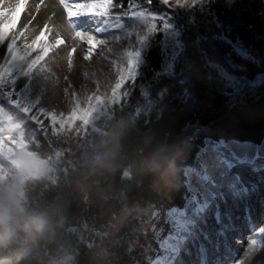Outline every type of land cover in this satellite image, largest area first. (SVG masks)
Returning <instances> with one entry per match:
<instances>
[{
  "label": "trees",
  "instance_id": "obj_1",
  "mask_svg": "<svg viewBox=\"0 0 264 264\" xmlns=\"http://www.w3.org/2000/svg\"><path fill=\"white\" fill-rule=\"evenodd\" d=\"M121 3L114 12L126 19L111 21L128 22L132 10H163L158 0H116ZM212 7V16L194 19L214 59L206 74L195 77L191 99L182 106H158L148 87L161 66L164 37L146 47L136 82L127 79L117 101L84 129L78 120L68 128L50 119L41 134L32 121L48 116L14 96L9 77L0 81V107L6 117L26 114L18 130L41 164L40 175L24 181L21 196L12 193L2 207L12 234L0 246V264H151L171 234V211L193 198L182 188L179 162L195 165L205 147L220 140L261 143L264 0H236L230 8L215 0ZM174 44L173 35L168 45ZM222 75L237 83L228 86ZM25 109L37 112L30 116ZM187 121L194 122L190 134ZM149 200L160 208L143 228ZM31 221L42 224L39 232L23 231Z\"/></svg>",
  "mask_w": 264,
  "mask_h": 264
},
{
  "label": "rangeland",
  "instance_id": "obj_2",
  "mask_svg": "<svg viewBox=\"0 0 264 264\" xmlns=\"http://www.w3.org/2000/svg\"><path fill=\"white\" fill-rule=\"evenodd\" d=\"M48 1L50 3L44 17L49 24L50 34L45 36L44 39L54 44L56 35H63L67 41L66 45L58 50L53 48L52 54L44 64H40L36 58H34V63L27 60L12 63L10 58L5 56V49L0 48V81L3 82L5 77H9L11 92L16 98L21 99L23 102H28L31 106H35L39 111L44 112L48 118L50 117L57 122L60 127L67 126L69 128L74 121L78 120L80 126L84 129L87 123L96 120L106 107L117 101L118 92L116 95L114 94L111 87L112 82L116 78L117 80H122L121 86L128 79L132 69V60L127 57L126 53L136 50L139 54L138 40L132 38L129 30H139L142 24L139 13L141 11L147 12L143 9L132 10L131 14L136 13V15H131L128 22L111 21L108 18L107 25H104L102 21H96L91 26L100 25V28L105 31L103 35L107 36L108 42L94 55L93 52L96 46L93 45L88 49L90 51L87 50L88 55L86 56L84 55V46L78 41V33L64 18L59 0H4V7L13 9L9 19L14 22L17 28L22 29L29 24L30 20L32 21V25L26 33V39L30 42L31 39L40 35V30L45 25L38 26L35 23L31 18L30 9L37 8L38 5L42 6ZM53 13H55V16ZM75 23L78 24V20ZM55 25L60 27V33L53 32V29L56 28ZM114 26L120 27L118 32L114 29ZM172 36L173 34H167L164 37L166 40L165 44L170 43ZM80 38L83 39V37ZM60 50H67L68 54H60L62 53ZM73 52L75 53L73 54ZM89 57L92 58L89 59ZM126 60L127 64L125 63ZM225 79L230 87H234L233 84L237 83V80L231 76H226ZM25 117L26 114L24 112L5 117L0 108V207H3L4 203L11 199L12 193L21 196V187L27 178L40 175V162L36 158V162H26L25 158L22 157L24 152H28L17 126ZM236 142L240 144L247 143L241 145V147L245 145L250 147L247 146L241 149V147L238 148L236 145L220 141L218 147H207L202 154V158L215 157L224 165V170L219 171L215 177L216 180L221 182L217 184L215 180H212V188L226 186L232 196H236L238 191L245 193L241 200L239 199L245 205L236 209V215L241 212L239 221L235 223L236 228L233 232L228 231L223 239L226 242V247L221 243L220 235L214 237L215 248H213L212 243L201 244L195 239L196 233L200 229V224H202L201 221H204V217L211 213V209H206L209 206L212 207V202L217 197L214 193H218L207 189L206 195L202 194L199 200L193 197L194 199L192 198L193 200L188 201L181 211H171V235L164 239L160 246L161 256L156 258L152 264L182 262L181 260L182 258L185 259L184 257L179 255L177 259L181 247L177 245L176 238L183 239L192 236L193 238L189 239L192 246L189 255L187 253V257L195 258L198 252L203 251L209 245L211 246L209 255H214L211 256V259L214 258L216 261H220V252H225L226 257L220 261L221 264H237V262L239 264H264V249L261 248V245L264 244V237L257 235L260 239L258 248L248 247L245 249L247 241L264 224V207L260 203L259 205L257 204L253 208V214L249 215V211L252 212L251 206L255 199L244 192L249 188L246 184L247 180L251 179L253 175L254 178L256 176L259 178L258 185H261V191L258 192V196L262 197L264 195L262 192L264 189L263 148L259 149V147L249 142ZM239 150L245 153L255 150L256 158L253 161L259 167V169H256L255 174L251 169L249 172L244 168L249 161L240 159ZM257 158L261 159L262 162H258ZM231 159H233V163L229 161ZM192 172L195 171H185V175L188 176ZM204 179L208 180V177L206 176ZM187 184L188 181H186V186ZM201 187L204 188L205 185L202 184ZM219 193L222 194L220 198L223 200L224 193ZM207 197H211V199ZM246 212L247 216L245 215ZM216 215L218 216L219 213H216ZM256 218L259 221L256 228L252 231L251 223ZM244 220H248V222L243 225ZM257 236L255 235V237ZM221 246L224 248L220 249ZM230 247L233 250H230ZM187 249H189L188 246H186ZM214 259L210 264H215L213 262ZM197 263V259L191 263L187 262V264ZM198 264H200V261Z\"/></svg>",
  "mask_w": 264,
  "mask_h": 264
},
{
  "label": "snow or ice",
  "instance_id": "obj_3",
  "mask_svg": "<svg viewBox=\"0 0 264 264\" xmlns=\"http://www.w3.org/2000/svg\"><path fill=\"white\" fill-rule=\"evenodd\" d=\"M225 2L230 8L235 4L236 0H225ZM59 3L67 23L78 33V41L84 46V55L86 56L88 55L87 50L93 45L96 46L93 52L94 55L108 42L107 36L103 35L105 33L104 29L100 28V25L92 27V24L99 20L103 22L102 24L107 25L110 16L121 20L126 19L121 16V13L114 12V8L124 7L123 3L117 5L116 0H59ZM158 3L163 6L162 11L147 13L141 11L139 17L142 24L139 30H129L132 38L138 40L139 54L130 57L132 69L128 80L135 83L140 76L139 69L146 47H151V43L157 37L163 38L167 34H173L175 44L172 47H169L168 44H163L161 66L158 71L154 70L152 72L148 87L150 86L152 99L158 106L164 101H171L172 104L182 106L191 99L192 84L195 81V77L198 74H206L210 67V62L214 59L208 41L205 39V34L204 32L201 33L199 24L194 17L197 14L212 16L214 13L212 6L215 0H158ZM39 7L40 5L37 6V11H39ZM12 11V8L4 7V0H0V48L5 49V56L9 57L12 63L25 60L34 63V58H36L40 64H44L52 54L53 48L58 50L66 45L67 41L63 35H56L54 44L44 39L45 36L50 34V27L47 22L40 30V35L28 42L26 33L32 25V21L30 20L29 24L22 29L17 28L14 22L9 19ZM131 15H136V13ZM77 20L81 21L80 25L75 23ZM82 25H87V27ZM114 29L118 32L120 27L114 26ZM189 32H192L193 35L191 39H186ZM80 37H83V39H80ZM91 58L89 57V59ZM125 63L127 64V60ZM153 77H155V80ZM12 103L14 106L19 107L18 100L12 101ZM24 111L31 116L36 114L37 109H32L30 112L27 109ZM50 119L49 117L46 120L41 113L32 123L37 125L39 132L42 134L44 125L50 127ZM41 121L43 124L40 123ZM193 123L192 121H187L184 125L185 131L189 134L194 131L192 128ZM193 166L197 171L186 176L184 169ZM179 169L181 171L178 173V177L188 197H196L199 200L202 194L206 195L207 189L224 193L223 200L217 195L212 202L211 213L204 217L205 222L200 224V229L195 237L201 244L212 243L213 248H215L214 237L220 235V239L223 240L228 232L227 226L233 222V218L236 215V202H234V198L227 187L212 188L211 184L212 180H215L217 184L221 182L216 180L215 177L219 171L224 170V165L217 158L210 157L196 161L195 165L182 163L181 160ZM206 176L208 180L204 179ZM185 181H188L187 186H185ZM202 184L205 185L204 188L201 187ZM207 198L211 199V197ZM235 200L238 202L239 197L235 198ZM146 207L148 209V217L146 220L141 221L143 228L146 222L150 226V223L154 221L153 212L160 208L157 203L151 200L148 201ZM216 213H219V215L217 216ZM255 235L264 237V227L258 229ZM189 239H192V237L176 238V243L178 246L184 247L187 246ZM257 243L256 239H249L245 249L248 247L254 249ZM261 248L264 249V244L261 245Z\"/></svg>",
  "mask_w": 264,
  "mask_h": 264
},
{
  "label": "bare ground",
  "instance_id": "obj_4",
  "mask_svg": "<svg viewBox=\"0 0 264 264\" xmlns=\"http://www.w3.org/2000/svg\"><path fill=\"white\" fill-rule=\"evenodd\" d=\"M35 2V1H34ZM53 2V1H52ZM55 2V1H54ZM50 2L48 1L46 4H43L42 6L40 5V7H39V11H37V8H31L30 9V13H31V18L33 19V17H35L33 20L35 21V23L38 25V26H42L43 24H45V22H46V18L44 17V14H45V12L47 11V7H48V4H49ZM52 5V4H51ZM56 7V6H55ZM48 15V14H47ZM46 15V16H47ZM55 16V15H54ZM82 19H85V18H82ZM50 20V19H49ZM52 20V19H51ZM56 20V19H55ZM81 24V21L80 20H78V25H80ZM51 25V24H50ZM59 25V24H58ZM61 25V24H60ZM53 26H54V24H53ZM82 26H84V27H87V25H82ZM55 27H56V25H55ZM60 31H61V29H60V27L59 26H57L56 28H54L53 29V32L54 33H60ZM63 34V33H62ZM81 39V38H80ZM69 49V48H68ZM88 51H90V50H88ZM60 52H62V53H60V54H64V55H66V54H68V51L67 50H60ZM91 53V52H90ZM138 54V51H136V50H134V52H127L126 53V55H127V57L130 59V57L131 56H133V55H137ZM131 61V60H130ZM112 77V76H111ZM113 78V77H112ZM116 78V77H115ZM121 82H122V80H117V78H116V80L114 81V82H112V89H113V91H114V94L116 95V93H117V89L119 88V86H120V84H121ZM225 143H230V144H233V145H236L238 148H240L241 147V145H244V144H247V143H242V144H240V143H238V142H236V141H229V142H225ZM254 145V144H253ZM247 146H249V145H245V146H242L241 147V149H244V148H246ZM250 147V146H249ZM255 147V146H254ZM257 147H259V149H262L263 148V153H264V139L262 140V143L260 144V145H258ZM240 151V150H239ZM254 152H255V150H250V152H243V151H240L239 153L241 154V158L240 159H243V160H246L247 159V161H249V163H247V165L244 167V168H246L249 172H250V169H251V171L255 174V171H256V169H259V167H258V164H256L255 163V161H253V160H255L254 158H256V155L254 154ZM23 156L22 157H24L25 158V160H26V162H36V160H35V158H34V156L33 155H31V154H28V153H26V152H24L23 154H22ZM264 155V154H263ZM263 155H262V157H263ZM20 157H21V155H20ZM256 160H259L258 162H262L261 161V159H259V158H257ZM250 161H253V162H250ZM258 182H259V178L256 176L255 178L253 177V175H252V178L251 179H248L247 180V185H248V189L246 190V191H244V192H246V194H248V195H250V196H252V197H254L255 198V200H256V204H259L260 203V205H262L261 204V197H259L258 195H259V191H261V185H258ZM243 194H245V193H243V191H238V193H236V196L235 195H233V197H234V202H236V209L238 208V207H240V206H244L245 204H243V202H240L239 200H238V202L235 200V198H237V197H239V199L241 200V197L243 196ZM214 195H219V196H221L222 194L221 193H214ZM244 199V198H243ZM264 207V206H263ZM211 209V206H209L206 210H210ZM255 210V209H254ZM240 215H241V212L240 213H238L237 215H235L234 216V218H233V222L231 223V224H229L227 227H228V231L229 232H233V230H235V228H236V226H235V223H237L238 221H239V219H240ZM252 221H254L253 223H251V225H252V231L256 228V226H257V222L259 221L257 218H256V220H252ZM246 222H248V220H244V223H243V225L246 223ZM201 223H204V221H201ZM199 226V225H198ZM262 227H264V224H263V226ZM199 229V228H198ZM251 231V232H252ZM205 235H206V233H205ZM216 236H219V235H216ZM257 236V235H256ZM192 238H193V236H192ZM256 239L257 241H258V243H257V245L255 246V248H258V245H259V241H260V239L258 238V236L257 237H255V235H252L251 236V238L250 239ZM264 240V239H263ZM221 243L223 244V245H225L226 244V242H225V240H221ZM225 247H226V245H225ZM227 247H229V246H227ZM206 249H204L203 251H201V252H198L196 255H195V258H192V257H190V256H188L187 257V254H186V257H187V260L186 261H182V262H172L171 264H187V262H189V261H194L195 259H197L198 260V263H199V261H200V264H210L211 263V261L214 259V258H212L211 259V256H214L213 254L211 255H209V253H211V250H209V249H211V246H206L205 247ZM221 248H224L223 246H221L220 247V249ZM218 252H220L218 249H216ZM230 250H233V248L232 247H230ZM259 250V249H258ZM258 252V251H257ZM192 253H193V251H192ZM221 253V258H220V261H222L223 260V258H225L226 257V255H225V252L223 253V252H220ZM262 253V252H261ZM207 256H210V257H208L207 258ZM259 257V256H258ZM210 258V259H209ZM255 258V257H254ZM256 259V258H255ZM254 259V260H255ZM220 261L218 260V261H216L215 259H214V263L215 264H221L220 263ZM212 262V263H213ZM197 263V264H198Z\"/></svg>",
  "mask_w": 264,
  "mask_h": 264
},
{
  "label": "clouds",
  "instance_id": "obj_5",
  "mask_svg": "<svg viewBox=\"0 0 264 264\" xmlns=\"http://www.w3.org/2000/svg\"><path fill=\"white\" fill-rule=\"evenodd\" d=\"M7 217L4 214L2 207H0V246H2L11 236V230L6 226ZM42 224L37 221L25 222L22 225V229L25 233L30 232L31 229H35L37 232L40 231Z\"/></svg>",
  "mask_w": 264,
  "mask_h": 264
},
{
  "label": "water",
  "instance_id": "obj_6",
  "mask_svg": "<svg viewBox=\"0 0 264 264\" xmlns=\"http://www.w3.org/2000/svg\"><path fill=\"white\" fill-rule=\"evenodd\" d=\"M260 78H261V75L258 76V79H259V80H260ZM127 176H128V175H127Z\"/></svg>",
  "mask_w": 264,
  "mask_h": 264
}]
</instances>
